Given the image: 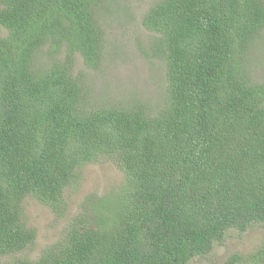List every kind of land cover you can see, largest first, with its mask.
I'll return each mask as SVG.
<instances>
[{"label":"trees","instance_id":"trees-1","mask_svg":"<svg viewBox=\"0 0 264 264\" xmlns=\"http://www.w3.org/2000/svg\"><path fill=\"white\" fill-rule=\"evenodd\" d=\"M115 3L0 0V258L13 264H191L229 231L264 226V83L252 60L264 0H159L141 19L164 68L158 105H99L76 56L102 66ZM104 162L120 170L117 186L89 194L36 258L16 257L37 236L24 201L61 217L67 188ZM221 264H264V237Z\"/></svg>","mask_w":264,"mask_h":264},{"label":"rangeland","instance_id":"rangeland-1","mask_svg":"<svg viewBox=\"0 0 264 264\" xmlns=\"http://www.w3.org/2000/svg\"><path fill=\"white\" fill-rule=\"evenodd\" d=\"M159 0H116L114 11L105 12L102 25L104 38L102 66L87 68L80 56H76L75 70L85 76L91 99L96 104L120 101L125 97L136 98L157 104L164 89L165 75L162 63L152 54L150 46L156 33L144 28L142 16ZM0 34L5 30L0 27ZM252 51L254 80L264 83V34ZM48 46L38 53L39 62L46 59ZM121 172L114 162L91 164L83 169L82 177L65 192L67 211L61 216L34 198L24 201L27 224L37 232L35 243L16 257L36 258L43 249L60 238L69 217L80 211V206L89 194L102 195L115 188ZM264 237V226L253 224L243 232L231 230L222 243H217L211 253L194 258L190 263L221 264L234 252H248ZM13 256L0 258V264H13Z\"/></svg>","mask_w":264,"mask_h":264}]
</instances>
